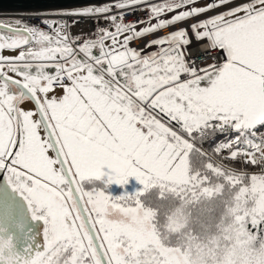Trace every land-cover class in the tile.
<instances>
[{"label":"snow or ice","instance_id":"obj_1","mask_svg":"<svg viewBox=\"0 0 264 264\" xmlns=\"http://www.w3.org/2000/svg\"><path fill=\"white\" fill-rule=\"evenodd\" d=\"M39 18L0 20V264H264V0ZM153 195L224 196L221 219L161 224Z\"/></svg>","mask_w":264,"mask_h":264},{"label":"trees","instance_id":"obj_2","mask_svg":"<svg viewBox=\"0 0 264 264\" xmlns=\"http://www.w3.org/2000/svg\"><path fill=\"white\" fill-rule=\"evenodd\" d=\"M220 139V137H217ZM205 148H209V144L204 145ZM235 167H241L239 163L234 162ZM249 172L255 171V169L248 168ZM225 192V196H226ZM224 196H217L215 198H208L199 202H193L183 205L181 213L177 214V208H180V203L172 197L160 200L155 195L148 198V202L153 209L157 212V220L161 224L169 222V219L178 220L179 223L184 225L189 231H192L194 227L200 229H208L218 220L221 219V201Z\"/></svg>","mask_w":264,"mask_h":264},{"label":"water","instance_id":"obj_3","mask_svg":"<svg viewBox=\"0 0 264 264\" xmlns=\"http://www.w3.org/2000/svg\"><path fill=\"white\" fill-rule=\"evenodd\" d=\"M85 2L86 0H0V11L66 9Z\"/></svg>","mask_w":264,"mask_h":264},{"label":"built area","instance_id":"obj_4","mask_svg":"<svg viewBox=\"0 0 264 264\" xmlns=\"http://www.w3.org/2000/svg\"><path fill=\"white\" fill-rule=\"evenodd\" d=\"M59 9H54V10H42V11H37V10H13V11H0V18L5 17V18H14V19H24V20H28V18L32 15H36L37 18L36 19H31L28 20L29 23L31 24H40V18H39V14L40 13H51V12H55L58 11ZM147 16V12H136L133 14H129L126 16V21H133L137 18H144ZM101 24H103V21H101ZM42 26V25H41ZM94 25L91 23V21H88L87 23H84L80 26L74 27L72 28V32L73 34H76L77 32H79L81 29H83V31L88 32L91 31L93 29ZM207 45L206 44H202L200 45L199 48V53L202 54L205 52V50L207 49ZM194 54L195 53V49H194ZM200 54H197V60L199 63V60L202 58ZM214 55V53L212 54Z\"/></svg>","mask_w":264,"mask_h":264},{"label":"rangeland","instance_id":"obj_5","mask_svg":"<svg viewBox=\"0 0 264 264\" xmlns=\"http://www.w3.org/2000/svg\"><path fill=\"white\" fill-rule=\"evenodd\" d=\"M158 2H159V0L158 1H154V3H158ZM207 2H209V0H200V4H206ZM197 6H199V5H197ZM59 10H61V9H59ZM0 20H4V21L7 22V21H10V20H14V18L2 17V18H0ZM153 23H155V21H153ZM143 26L144 25H140V27H143ZM5 54H7V53H5ZM25 107L26 108H31L32 105L29 103V104H26ZM138 187H140L138 185V183L134 180V178H131L130 181H129V184L126 185V186L122 187V186L113 184V185L107 186L104 190H105L106 194L115 197V196L121 195L124 192L125 188H127L128 191L131 192L134 188H138Z\"/></svg>","mask_w":264,"mask_h":264},{"label":"crops","instance_id":"obj_6","mask_svg":"<svg viewBox=\"0 0 264 264\" xmlns=\"http://www.w3.org/2000/svg\"><path fill=\"white\" fill-rule=\"evenodd\" d=\"M154 1H158V0H152V2H154ZM171 15H172V14H169L168 17H166V18H170ZM163 34H165V33L162 31V32H160V33H157L156 35H163ZM151 38H153V37L150 36V37H147V38H143V39L140 41V43L138 44V46H139V47H143V44L147 42V39H151ZM154 48H155V46H153V49H148V51L154 50Z\"/></svg>","mask_w":264,"mask_h":264}]
</instances>
